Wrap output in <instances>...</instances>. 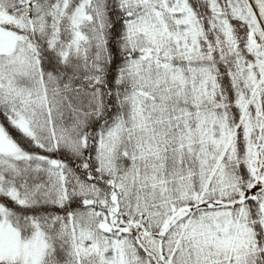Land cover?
<instances>
[{
  "label": "snow or ice",
  "instance_id": "1",
  "mask_svg": "<svg viewBox=\"0 0 264 264\" xmlns=\"http://www.w3.org/2000/svg\"><path fill=\"white\" fill-rule=\"evenodd\" d=\"M0 264H264V0H0Z\"/></svg>",
  "mask_w": 264,
  "mask_h": 264
}]
</instances>
